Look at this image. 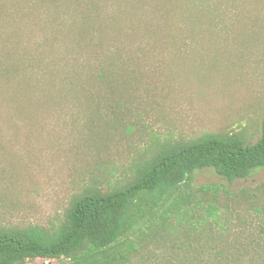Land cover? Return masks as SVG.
I'll return each mask as SVG.
<instances>
[{
	"label": "trees",
	"instance_id": "1",
	"mask_svg": "<svg viewBox=\"0 0 264 264\" xmlns=\"http://www.w3.org/2000/svg\"><path fill=\"white\" fill-rule=\"evenodd\" d=\"M94 1L0 0V94H14L12 109L27 104L37 109L45 98L50 106L62 93L49 82L47 97L44 91L37 94L38 86L33 89L29 82L43 74L27 75L35 68L34 56L27 57V48L8 46L6 38L18 36L22 22L29 26L48 14L72 16L68 12ZM161 1L186 4L178 14L157 9L145 74L127 109L150 106L154 99L142 89L163 93L166 83L159 77L166 71L179 68L192 75L205 63L214 70L230 51L234 57L240 50L242 57H264V48L253 41L264 30V0H158L157 7ZM78 32L85 41L87 32ZM77 79L82 85L73 88L68 100L80 95L84 104L95 103L91 88L97 78L85 70ZM65 103L64 109L77 108ZM208 169L229 183L264 170V121L255 143L245 133L227 131L190 140L154 137L126 178L112 183L91 177L57 224L0 228V264L38 259L59 264H264V183L236 191L215 183L196 185L195 174Z\"/></svg>",
	"mask_w": 264,
	"mask_h": 264
},
{
	"label": "rangeland",
	"instance_id": "2",
	"mask_svg": "<svg viewBox=\"0 0 264 264\" xmlns=\"http://www.w3.org/2000/svg\"><path fill=\"white\" fill-rule=\"evenodd\" d=\"M157 3L95 0L68 12L72 16L48 14L29 26L22 22L21 28L13 23L19 26V38L10 40L2 34L8 46L27 48V57L34 56L35 68L27 75L43 74L29 82L33 89L38 86L35 92L43 96L46 85L54 82L62 95L50 106L45 98L37 109L28 102L22 109H12L14 94H0V228L57 224L91 177L112 183L126 178L154 137L190 140L227 131L245 133L253 143L259 139L264 121L260 54L261 58L242 57L240 50L234 57L229 50L214 70L205 63V69L192 75L179 68L166 71L159 77L166 83L163 93L142 89L154 99L150 106L127 109L145 74L147 44L157 32V9L178 14L186 4L161 1L157 7ZM82 28L85 41L78 32ZM256 33L253 41L264 48V30ZM85 70L97 78L91 88L95 103L84 104L80 95L76 101L68 100L73 88L82 85L77 78L82 79ZM65 102L77 108L64 109ZM194 180L198 186L215 183L231 191L255 189L264 183V170L229 183L208 169L197 172ZM27 264L59 263L38 259Z\"/></svg>",
	"mask_w": 264,
	"mask_h": 264
}]
</instances>
